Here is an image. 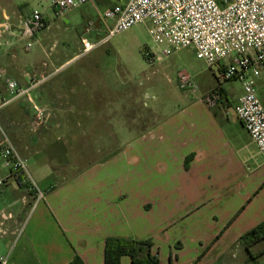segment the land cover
<instances>
[{
    "label": "crops",
    "instance_id": "0c3cea01",
    "mask_svg": "<svg viewBox=\"0 0 264 264\" xmlns=\"http://www.w3.org/2000/svg\"><path fill=\"white\" fill-rule=\"evenodd\" d=\"M30 1L0 0V20L17 24L37 9L46 18L32 49L18 41L0 49V97L8 94V78L27 86L32 77L51 74L33 92L34 101L48 110L44 141L38 132L29 134L33 116L22 123L6 115L7 108L31 106L28 100L11 103L0 119L45 199L34 208L28 185L0 168V257L9 254L8 264H71L76 258L105 264L106 239L115 237L153 239L160 264H223L238 258L241 237L263 223L251 209L240 160L246 147L260 155L234 112L241 95L231 98L221 85L223 98L210 107L205 96L214 85L202 99L186 97L168 115L158 112L151 127L130 139L124 118L129 68L109 58L114 49L107 43L85 53L82 41L103 39L107 27L100 15L127 0H96L63 17H55L50 0L34 6ZM72 33L71 54L66 45ZM72 60L88 65L69 67ZM50 134L57 140L103 139L97 152L105 155L61 178L62 145H46ZM114 137L120 140L116 150ZM122 264H132L131 258L123 257Z\"/></svg>",
    "mask_w": 264,
    "mask_h": 264
},
{
    "label": "built area",
    "instance_id": "2783aa9c",
    "mask_svg": "<svg viewBox=\"0 0 264 264\" xmlns=\"http://www.w3.org/2000/svg\"><path fill=\"white\" fill-rule=\"evenodd\" d=\"M96 0H50L55 17L79 9ZM107 27L106 36L96 43L83 39L84 52H90L107 43L112 37L139 24H148L149 34L157 52L146 50L145 56L155 63L163 56L192 48L198 59L209 67L218 65L220 77L217 87L205 96L210 107L222 100L223 83L239 81L243 95L234 107L264 160V105L255 80L264 75V0H127L100 15ZM111 21V24H109ZM90 23L88 30L92 27ZM46 27L44 13L37 9L16 24L10 18L0 20V49L23 42L32 49L37 37ZM51 74L32 77L27 86L16 80L5 81L7 96L0 97V113L11 103L27 99L33 110L31 128L34 132L48 120L46 107L34 101L32 93L45 84ZM179 86L183 90H197V84L187 73H179ZM0 168L28 185L34 195V208L45 199V192L32 178L27 160L22 156L0 119ZM2 181H0V185ZM8 219L11 215H1ZM25 225L21 229L24 230ZM9 254L0 257V264H8Z\"/></svg>",
    "mask_w": 264,
    "mask_h": 264
},
{
    "label": "rangeland",
    "instance_id": "374dc122",
    "mask_svg": "<svg viewBox=\"0 0 264 264\" xmlns=\"http://www.w3.org/2000/svg\"><path fill=\"white\" fill-rule=\"evenodd\" d=\"M37 2L39 1H30L32 6L37 4ZM148 28V24L136 25L112 37L105 45L107 48L114 49L111 57H109L110 59L112 58L113 62L119 63L124 69L129 68V76L131 79L129 83V97L126 103V105L128 104V111L124 118L127 119L130 126V139L135 138V136L151 127L157 121L158 112L160 116H165L173 112L178 107V102L176 101H180L186 97L189 99L195 97L202 99L206 92L218 84V78L220 77V67L218 65L209 67L204 60L196 57L192 48L178 50L170 56H163L155 63H150L146 59L145 51L151 50L155 53L158 50L152 41ZM73 35V33L70 35V39H68L66 45L67 51L71 54L73 48L76 47L72 39ZM67 65L69 67L80 68L87 66L88 63L80 60H72ZM179 73L189 74L197 83V90L181 89L178 82ZM255 84L259 98L264 105V75L256 79ZM223 85L231 98H237L243 95L241 82L232 81L223 83ZM32 96L34 97L35 94L33 93ZM16 109L8 110L7 108V117L12 118L15 115L22 123H26L27 118L30 117L31 119V116H33L32 107L28 104L22 109ZM125 113L126 110L124 108ZM127 121L124 124H127ZM2 124L4 126L3 122ZM27 126L29 127V124ZM119 126H121V122L114 124L115 129H118ZM29 130V134L32 135V128ZM41 131L42 128L37 131V135L43 140L44 134ZM91 132L93 131L90 129ZM51 136V134L49 137L46 136V145H54L55 143H57L55 146L59 145L58 143L62 145L59 149L64 154V157L58 161V166L61 168V178H67L76 174L79 171L77 167H85L105 155L101 154L104 152L100 154L97 152V149H102L100 148L99 142L103 141V139L96 137H69L57 140ZM119 143L120 140L114 137L112 143L113 149L116 150ZM39 145L42 144L39 143ZM240 160L243 167V177L248 178L246 182H248V189L251 192V198L253 200L251 209L264 222V165L262 163V157L259 154L255 155L253 148L246 147L244 151L240 152ZM151 240L154 244V240ZM249 250L251 251L250 254L248 253ZM249 250L242 246L238 258L234 260L227 259L223 264H264V240L256 245L250 246Z\"/></svg>",
    "mask_w": 264,
    "mask_h": 264
},
{
    "label": "trees",
    "instance_id": "16d2710c",
    "mask_svg": "<svg viewBox=\"0 0 264 264\" xmlns=\"http://www.w3.org/2000/svg\"><path fill=\"white\" fill-rule=\"evenodd\" d=\"M190 159L187 160L188 166ZM264 240V222L256 228L250 230L241 237V242L246 249L256 245ZM152 240L135 241L110 237L105 242V264H122V258L129 256L132 264H160V260L153 253ZM249 254L251 251L249 250ZM251 257V256H250ZM71 264H83L79 258H76Z\"/></svg>",
    "mask_w": 264,
    "mask_h": 264
}]
</instances>
